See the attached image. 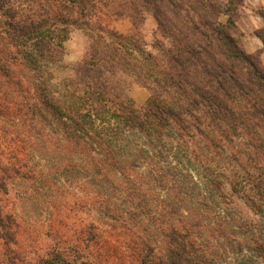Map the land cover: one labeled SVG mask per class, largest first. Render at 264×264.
<instances>
[{
  "label": "trees",
  "instance_id": "16d2710c",
  "mask_svg": "<svg viewBox=\"0 0 264 264\" xmlns=\"http://www.w3.org/2000/svg\"><path fill=\"white\" fill-rule=\"evenodd\" d=\"M138 1L151 12L161 36L171 40L175 52L169 47L163 54L164 81L179 87L184 104L162 99L160 94L168 93L166 87H159L160 92L152 88L145 110L137 111L128 100L111 99L118 94L109 87L104 70H95L85 61L66 84V99L61 102L53 101L48 85L39 82L41 63L60 60L67 26L90 16L95 5L108 4L114 16L128 17L137 28L134 0L127 4L124 0H0V148L5 145L11 152L7 163L0 166V186L12 179L38 180L28 164L31 147L37 146V138L31 140L29 132L38 133L36 125L51 118L57 121L61 138L71 151L76 149L85 157L93 146L91 151L103 158L95 167L107 165L110 178L124 184L123 192L142 200L134 208L145 207L141 183L146 180L144 174L136 177V173L147 172L157 182L170 175L174 169L165 160L167 152L161 142L173 135L177 147L194 146L192 158L208 175V196H216L207 197L211 203L199 200L201 214L196 215L182 211L173 200L161 201L164 209L157 215L161 240L154 244L131 223L134 218H128L129 213L117 214L114 228L124 233L109 238H118L116 242L124 248L122 255L111 244L101 257L117 264L122 258L130 259L129 264H217L218 260L229 264L225 246L247 241L249 259L264 264L262 229L240 218L234 220L238 230H228L225 225L230 224V215L218 207L226 202L223 190L228 171L233 176L231 183L241 173L243 200L252 210L257 209L255 213L264 212V70L240 49L232 23L216 21L222 10L214 0ZM111 107L118 112L114 119L96 121ZM10 134H14L12 138ZM94 137L100 141L94 142ZM224 152H228L225 165L218 160L215 166L209 163ZM213 210L216 218L206 228L203 212ZM59 223L49 232L54 241L62 236ZM79 239L88 247L96 236L81 231ZM59 244L60 240L54 245L58 248Z\"/></svg>",
  "mask_w": 264,
  "mask_h": 264
},
{
  "label": "rangeland",
  "instance_id": "374dc122",
  "mask_svg": "<svg viewBox=\"0 0 264 264\" xmlns=\"http://www.w3.org/2000/svg\"><path fill=\"white\" fill-rule=\"evenodd\" d=\"M131 1L124 0V3ZM214 1L222 10L216 21L227 25L232 23L240 49L252 57L258 68L264 70V7L259 8L257 2L246 6L242 0ZM134 3V7L138 8L137 28H133L128 17L114 16L108 4L95 5L89 10L90 16L84 17L75 26L66 27L60 60L57 63H41L39 82L48 85L53 101L66 99L64 88L70 84V80L73 81L77 66L85 61L95 70H104L109 87L118 94V98L113 95L111 99L118 102L128 100L137 111L145 110L152 99V88L160 92L159 87H166L168 93L162 92V99L169 102L182 100L184 104L177 91L179 87L164 81L163 68L166 62L163 54L169 47L172 49L171 40L161 36L151 12L142 5L141 8L138 0H134ZM229 8V12H226ZM172 51L175 52L174 49ZM14 76L17 75L14 73ZM116 114L118 112L111 107L96 121L112 120ZM56 123L47 118L36 125L38 133L33 130L29 132L31 140L33 136L37 138V146L31 147L28 164L38 180L12 179L2 181L4 185L0 186V264H71L77 260L83 261V264H117L116 260L107 262L101 257L111 244L122 255L124 248L116 242L118 238H109L115 233L123 236V229L114 228V225L118 226L113 221L117 214L123 216L129 213L127 217L134 218L131 223L137 226L144 238L150 243L159 242L161 237L158 234L162 227L157 223V215L158 210L164 209L161 201L173 200L182 211L196 215L201 214L199 200L211 203L210 199L216 196V193L208 196V175L203 166L192 158L190 150L194 146L177 147L179 143L171 135V138H165L161 143L164 152H167L164 153L165 160L174 170L158 182L150 179L147 172L136 173V177L144 174L146 181L141 179V184L147 202L145 207L134 208L142 200L136 201L133 196L125 194L124 184H117L110 178L107 165L95 167L103 158L91 151L93 146L90 145L85 157L76 149L71 151L61 138V129ZM90 130L91 133L94 131ZM99 141L94 137V142ZM2 146L0 166L7 163L11 153L5 145ZM227 157L228 152L217 153L213 163L211 160L209 163L215 166L218 160L221 165H225ZM226 174L223 190L226 202L218 205L231 216L227 218L230 224L225 225V228L237 231L234 220L243 218L253 222L257 229H262L264 238V212L255 213L257 209L252 210L243 200L241 173L232 183L233 176L228 171ZM203 213L206 215L204 225L207 228L209 222L212 223L216 218L215 211ZM221 215L224 216L223 213ZM58 222L63 231L60 233L62 236L57 238L60 240L57 248L55 245L59 240L55 238L54 241V235L50 233V237L49 232L52 225ZM81 231L95 235V243L91 242L86 247L83 242H78L81 240ZM212 236L215 238L217 234ZM236 237L242 238L239 234ZM246 244L247 241H235L231 246H225L224 256L229 264H259L249 259ZM122 259L127 264L131 263L130 259ZM217 264H220V260Z\"/></svg>",
  "mask_w": 264,
  "mask_h": 264
},
{
  "label": "crops",
  "instance_id": "0c3cea01",
  "mask_svg": "<svg viewBox=\"0 0 264 264\" xmlns=\"http://www.w3.org/2000/svg\"><path fill=\"white\" fill-rule=\"evenodd\" d=\"M243 1V3H244V5H246V6H248V3H250V4H253V3H259L258 4V7L260 8V7H264V6H262V3H264V0H242Z\"/></svg>",
  "mask_w": 264,
  "mask_h": 264
}]
</instances>
